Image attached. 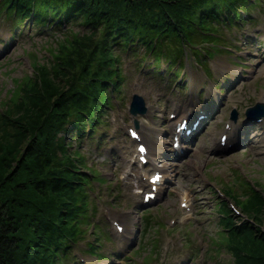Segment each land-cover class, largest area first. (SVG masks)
I'll use <instances>...</instances> for the list:
<instances>
[{"label": "rangeland", "instance_id": "1", "mask_svg": "<svg viewBox=\"0 0 264 264\" xmlns=\"http://www.w3.org/2000/svg\"><path fill=\"white\" fill-rule=\"evenodd\" d=\"M245 10L250 18L221 28L224 42L217 52L203 64L193 57L185 61L178 76L152 71L151 56L142 57L141 49L136 56L123 54L121 96H113L103 123L73 140L72 150L85 155L99 173L93 178L103 183L88 187L91 222L84 224L86 235L73 244L71 255L78 261L72 264H245L235 241L231 248L218 211L222 197L235 217H242L240 206L224 192L227 186L236 193L245 187L264 189V115L245 122L246 108L264 102V0ZM26 22L18 33L17 20L0 13V107L15 79L31 74L32 62L45 60L49 45L67 31L31 30ZM163 70L164 64L159 68ZM134 93L145 99V115L129 112ZM202 107L207 116L197 134L175 149L172 122L185 110L192 114ZM233 109L236 120L231 118ZM135 117L143 132L141 142L150 148L145 165L136 151L139 141L129 135V128L136 129ZM223 132L225 143L218 142ZM3 145L0 153L7 159L20 154L22 142ZM156 169L166 170L167 176L159 185L161 195L147 203L140 178L148 183ZM243 234L257 245L250 254L264 252V239L256 236L255 228L247 225ZM89 242L98 246L96 256L87 250ZM247 264L261 263L251 258Z\"/></svg>", "mask_w": 264, "mask_h": 264}, {"label": "trees", "instance_id": "2", "mask_svg": "<svg viewBox=\"0 0 264 264\" xmlns=\"http://www.w3.org/2000/svg\"><path fill=\"white\" fill-rule=\"evenodd\" d=\"M255 3L0 0V13L15 18L18 28L24 20L31 30L67 28L45 60L32 62L31 74L15 79L0 107V149L8 140L22 142L19 155L7 159L0 153V264L78 261L71 250L91 222L88 187L103 182L85 155L72 150L73 140L103 123L113 96H121L123 54L136 56L141 49L142 57L151 56L152 71L178 76L185 61L193 57L203 64L217 52L224 42L221 28L250 18L245 9ZM224 192L242 213L237 219L226 200H218L231 248L235 241L245 264L251 258L264 264V252L250 254L257 245L243 234L249 225L264 239V189L236 193L227 186ZM97 247L89 242L87 250L96 256Z\"/></svg>", "mask_w": 264, "mask_h": 264}, {"label": "water", "instance_id": "3", "mask_svg": "<svg viewBox=\"0 0 264 264\" xmlns=\"http://www.w3.org/2000/svg\"><path fill=\"white\" fill-rule=\"evenodd\" d=\"M129 112L133 115L136 116L138 114H145L147 112V106L145 99L143 96H141L138 93H134L132 96V100L129 104ZM246 114L249 117H259L264 114V103L263 102H257L255 105L246 108ZM235 115V113H234ZM135 125H138V120L135 119Z\"/></svg>", "mask_w": 264, "mask_h": 264}, {"label": "bare ground", "instance_id": "4", "mask_svg": "<svg viewBox=\"0 0 264 264\" xmlns=\"http://www.w3.org/2000/svg\"><path fill=\"white\" fill-rule=\"evenodd\" d=\"M189 115V111L187 112L186 110L180 115V117L178 118V119H176V120H174L173 122H172V124H173V128H172V130H171V133H173V134H177V132H176V128H177V123L182 119V118H184V117H187ZM139 133H140V135L141 136H143V132L141 131V130H139ZM184 145V144H183ZM149 147V146H148ZM215 148H217V147H215ZM149 150H150V148H148V152H149ZM162 172L164 173L163 174V176H167V171L166 170H162ZM140 187L141 188H143V194H142V199H144V195H145V193H148V192H151V190H152V188L151 187H149V184L146 182V181H144L142 178H140ZM141 188H140V190H141ZM161 193V189H160V187L158 188V190H157V194H156V196H155V198L157 199L159 196L158 195H161L160 194ZM155 199V200H156ZM123 231H124V229H123Z\"/></svg>", "mask_w": 264, "mask_h": 264}]
</instances>
